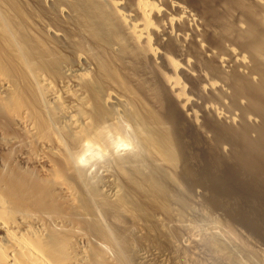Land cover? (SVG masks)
Listing matches in <instances>:
<instances>
[{
  "label": "bare ground",
  "instance_id": "bare-ground-1",
  "mask_svg": "<svg viewBox=\"0 0 264 264\" xmlns=\"http://www.w3.org/2000/svg\"><path fill=\"white\" fill-rule=\"evenodd\" d=\"M0 264H264V0H0Z\"/></svg>",
  "mask_w": 264,
  "mask_h": 264
},
{
  "label": "clouds",
  "instance_id": "clouds-1",
  "mask_svg": "<svg viewBox=\"0 0 264 264\" xmlns=\"http://www.w3.org/2000/svg\"><path fill=\"white\" fill-rule=\"evenodd\" d=\"M119 123L123 131L115 132L110 126H105L102 131L106 132L111 141V152H101L96 150V146L91 138H85L80 150L72 157L73 166L79 169H92L97 161H103L106 156L128 155L141 150L139 138L136 135V126L127 118L121 116Z\"/></svg>",
  "mask_w": 264,
  "mask_h": 264
}]
</instances>
